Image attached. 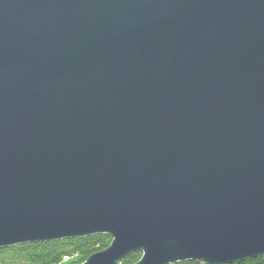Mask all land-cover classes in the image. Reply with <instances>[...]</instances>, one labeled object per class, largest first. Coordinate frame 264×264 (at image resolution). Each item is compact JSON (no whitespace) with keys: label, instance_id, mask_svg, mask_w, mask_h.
Returning <instances> with one entry per match:
<instances>
[{"label":"water","instance_id":"water-1","mask_svg":"<svg viewBox=\"0 0 264 264\" xmlns=\"http://www.w3.org/2000/svg\"><path fill=\"white\" fill-rule=\"evenodd\" d=\"M97 234L264 255V0H0V249Z\"/></svg>","mask_w":264,"mask_h":264},{"label":"trees","instance_id":"trees-1","mask_svg":"<svg viewBox=\"0 0 264 264\" xmlns=\"http://www.w3.org/2000/svg\"><path fill=\"white\" fill-rule=\"evenodd\" d=\"M112 242L108 234H97L81 238L37 242L0 249V264H83L91 255L106 249ZM142 252L125 257L123 264L137 263ZM176 264H204L187 260ZM230 264H264V255Z\"/></svg>","mask_w":264,"mask_h":264}]
</instances>
